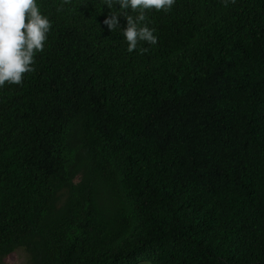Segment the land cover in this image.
I'll list each match as a JSON object with an SVG mask.
<instances>
[{"label":"trees","instance_id":"obj_1","mask_svg":"<svg viewBox=\"0 0 264 264\" xmlns=\"http://www.w3.org/2000/svg\"><path fill=\"white\" fill-rule=\"evenodd\" d=\"M36 2L44 50L0 87V264H264V0L146 11L131 53L138 12Z\"/></svg>","mask_w":264,"mask_h":264},{"label":"clouds","instance_id":"obj_2","mask_svg":"<svg viewBox=\"0 0 264 264\" xmlns=\"http://www.w3.org/2000/svg\"><path fill=\"white\" fill-rule=\"evenodd\" d=\"M69 3L70 0H63ZM111 9L114 3L121 9H131L139 14L134 18L124 14L127 19V27L123 30V36L128 44V52L137 49L141 41L156 44L158 38L154 35L155 29L149 28L146 21V11H170L176 0H104ZM226 7L229 0H221ZM235 3V0H231ZM62 10V9H58ZM118 15L110 14L104 20V24L114 31L118 27ZM52 24L50 20L41 14L36 0H0V87L7 84L20 85L24 75L34 71V56L44 50ZM147 48H141L140 53L147 52Z\"/></svg>","mask_w":264,"mask_h":264},{"label":"rangeland","instance_id":"obj_3","mask_svg":"<svg viewBox=\"0 0 264 264\" xmlns=\"http://www.w3.org/2000/svg\"><path fill=\"white\" fill-rule=\"evenodd\" d=\"M25 261L24 253L19 251L4 259V264H25Z\"/></svg>","mask_w":264,"mask_h":264}]
</instances>
